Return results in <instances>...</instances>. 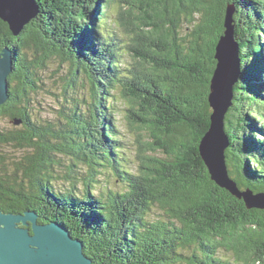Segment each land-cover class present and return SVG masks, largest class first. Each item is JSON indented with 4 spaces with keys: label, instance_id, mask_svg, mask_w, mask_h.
<instances>
[{
    "label": "trees",
    "instance_id": "obj_1",
    "mask_svg": "<svg viewBox=\"0 0 264 264\" xmlns=\"http://www.w3.org/2000/svg\"><path fill=\"white\" fill-rule=\"evenodd\" d=\"M35 1L40 12L19 37L0 20V50L16 56L0 146L22 152L0 155V209L64 224L94 264H264V210L218 187L200 154L233 6L242 74L225 120L226 163L241 190L264 191V0H136L126 42L103 28L117 0ZM55 59L71 64L76 97L39 121L32 95ZM117 99L153 140L139 142L137 171L123 152ZM105 177L121 187L103 185Z\"/></svg>",
    "mask_w": 264,
    "mask_h": 264
},
{
    "label": "water",
    "instance_id": "obj_2",
    "mask_svg": "<svg viewBox=\"0 0 264 264\" xmlns=\"http://www.w3.org/2000/svg\"><path fill=\"white\" fill-rule=\"evenodd\" d=\"M39 12L35 0H0V20L9 26L14 37H19ZM234 15L235 7L229 6L224 23L226 30L216 47L217 67L208 96L211 126L201 141L200 154L218 187L243 200L248 209L264 210V191L241 190L230 177L226 163L230 142L225 120L234 105V87L242 74ZM15 62L16 56L10 48L0 50V107L10 99L8 78L14 72ZM0 264L94 263L85 255L83 242L72 237L64 224L53 220L40 223L35 211L13 214L0 209Z\"/></svg>",
    "mask_w": 264,
    "mask_h": 264
},
{
    "label": "rangeland",
    "instance_id": "obj_3",
    "mask_svg": "<svg viewBox=\"0 0 264 264\" xmlns=\"http://www.w3.org/2000/svg\"><path fill=\"white\" fill-rule=\"evenodd\" d=\"M135 3L136 0H117V2H115L110 10H108L106 13L107 18L103 19V28L115 32L117 38L120 40H123L124 42L129 41L128 39L130 34L127 29V23L130 22L129 12H132L133 10L137 14V10L133 6ZM262 50L264 51V44L262 45ZM123 61H126V63H131L133 62V58L126 54ZM70 68V63H62L60 60L55 59L50 61L47 64V68H45L39 74L40 81L37 82V85L40 86V90L32 95L33 115L36 119H40L39 121L54 120L59 114V110L62 109V105L69 106L67 103L69 96L68 93H70V97H76L75 94L71 93L68 87L67 81ZM77 85V87L80 89V93L82 92L84 94L85 92H88L86 84L85 89H81L80 82ZM66 88L67 91L65 90ZM114 102L115 106L120 108V112L117 115V121L121 139L125 143L123 152L125 153V156L130 159L129 161L132 162L131 166L133 167L134 171H137L138 161L135 159V153L141 149L139 142H143L147 145L148 143L153 145V140L149 136L148 132L135 130L132 127L130 121L126 118L127 112L124 110L126 107L124 100L117 99ZM1 125L5 129H11L15 127L14 123L9 119H3V121H1ZM4 154H8L10 156H21L22 152L14 151V149L11 147L0 146V155ZM148 154L157 156L161 159H166L168 156L166 153H164V151H159L156 153L150 151ZM106 184H109V186L113 188L121 187V183H119V181L114 178H110V180L107 181L105 177L103 185ZM157 213H153L152 216L157 218Z\"/></svg>",
    "mask_w": 264,
    "mask_h": 264
},
{
    "label": "flooded vegetation",
    "instance_id": "obj_4",
    "mask_svg": "<svg viewBox=\"0 0 264 264\" xmlns=\"http://www.w3.org/2000/svg\"><path fill=\"white\" fill-rule=\"evenodd\" d=\"M68 4H70V3H68ZM70 5H71V4H70ZM50 10H51V12H52L53 14H55V13H54V12H55V11H54V8H51ZM66 17H67V16H64L65 19H66Z\"/></svg>",
    "mask_w": 264,
    "mask_h": 264
}]
</instances>
